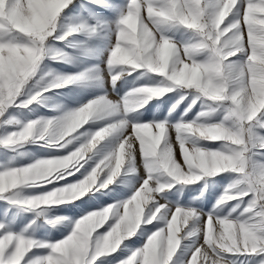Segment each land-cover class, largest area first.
<instances>
[{
  "label": "rangeland",
  "instance_id": "374dc122",
  "mask_svg": "<svg viewBox=\"0 0 264 264\" xmlns=\"http://www.w3.org/2000/svg\"><path fill=\"white\" fill-rule=\"evenodd\" d=\"M264 0H0V264H264Z\"/></svg>",
  "mask_w": 264,
  "mask_h": 264
},
{
  "label": "built area",
  "instance_id": "2783aa9c",
  "mask_svg": "<svg viewBox=\"0 0 264 264\" xmlns=\"http://www.w3.org/2000/svg\"><path fill=\"white\" fill-rule=\"evenodd\" d=\"M261 195H260V204L264 207V185L260 186Z\"/></svg>",
  "mask_w": 264,
  "mask_h": 264
}]
</instances>
